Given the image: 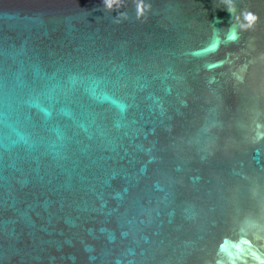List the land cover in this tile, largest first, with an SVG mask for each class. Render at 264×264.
<instances>
[{"label":"water","instance_id":"obj_1","mask_svg":"<svg viewBox=\"0 0 264 264\" xmlns=\"http://www.w3.org/2000/svg\"><path fill=\"white\" fill-rule=\"evenodd\" d=\"M0 264H264V0H0Z\"/></svg>","mask_w":264,"mask_h":264}]
</instances>
